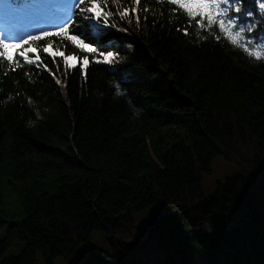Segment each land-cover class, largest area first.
I'll return each instance as SVG.
<instances>
[{
    "label": "trees",
    "instance_id": "trees-1",
    "mask_svg": "<svg viewBox=\"0 0 264 264\" xmlns=\"http://www.w3.org/2000/svg\"><path fill=\"white\" fill-rule=\"evenodd\" d=\"M138 7L139 23L110 18L126 31H85V42L118 53L111 66L66 69L59 52L80 58L70 64L92 54L50 37L35 45L39 68L0 70V264H37V252L43 264L68 259L95 230L110 251L90 250L94 264H264V57L223 38L198 41L194 27L185 35L167 3ZM49 41L55 63L43 51ZM217 155L238 173L205 197L202 175ZM7 189L18 219L4 211ZM155 204L170 212L143 239L115 238Z\"/></svg>",
    "mask_w": 264,
    "mask_h": 264
},
{
    "label": "snow or ice",
    "instance_id": "snow-or-ice-1",
    "mask_svg": "<svg viewBox=\"0 0 264 264\" xmlns=\"http://www.w3.org/2000/svg\"><path fill=\"white\" fill-rule=\"evenodd\" d=\"M111 3L115 4L116 0H111ZM135 3L137 4L136 8H124L122 12L114 13L109 5V0H70L66 8L62 9V22L55 25L53 30L42 29L37 33H27L18 39L9 38L7 33L0 32V70H3L4 75H7L8 71L15 72L25 65H35L39 68L43 61L41 53L35 45L50 37L66 39L77 48L92 54V60L88 55H84L81 63L70 64L69 60L75 62L80 58L75 55L69 57L65 52H59L66 69L79 67L83 73L86 66L93 61L111 66L118 53L104 48L103 41L96 43L95 40L89 39L88 42H85L88 39L85 31L94 23L102 25L96 29L98 35H104V30L108 28L126 31V29L118 28L116 24L110 23V18L118 16L120 20H124L132 14L136 16L137 23H139L140 0H135ZM157 3H167L173 6L170 14L176 15L179 12L185 18L186 25L183 28L185 35H189V29L194 27L198 41H207L209 37H213L219 42L223 38L257 61L264 57V35L258 34L264 32V27H261L264 24V0H157ZM144 11H149V9L144 8ZM77 17L79 19H76ZM180 30L177 29V31ZM26 45L27 47H25ZM52 47L53 45L49 41L43 51L51 55L53 63H55L57 53L49 52V48ZM128 47L131 48L132 45L129 44ZM44 68L50 71L46 64ZM120 72L129 77L133 75L132 71L127 68L120 69ZM27 75L28 73H25V76ZM56 83L60 84L61 81L56 79ZM124 84L126 81L123 80L117 84V94L121 93V87ZM29 102L31 103V100ZM70 264H94V262L88 256V249L82 248Z\"/></svg>",
    "mask_w": 264,
    "mask_h": 264
},
{
    "label": "rangeland",
    "instance_id": "rangeland-1",
    "mask_svg": "<svg viewBox=\"0 0 264 264\" xmlns=\"http://www.w3.org/2000/svg\"><path fill=\"white\" fill-rule=\"evenodd\" d=\"M69 2L70 0H42L32 5H19L16 7L7 0H0V32L10 34L17 29L13 38L18 39L24 36L25 33L21 28L36 20L43 19L41 23L35 26L38 28L52 26L53 22L61 23L63 19L62 9H65ZM48 5L52 6L51 11ZM33 29L34 27H31L28 31ZM237 173L238 169L236 166L226 161L221 155L215 156L210 166V172L202 175L201 187L203 196H212L217 181H223ZM4 211L8 216H13V219H18L21 211V206L12 195L11 189H7L4 196ZM168 212L170 210L167 204L150 205L136 212L133 215V223L125 231H118L115 238H119L125 243H131L136 239L141 240L145 237L146 229L151 220ZM5 228L6 226L0 228V237L3 236ZM82 248H87L88 252L92 249L110 251L105 233L95 230L90 234L88 242L81 243L70 258L57 257L54 260V264H70ZM36 258L37 264H43L41 252L36 253Z\"/></svg>",
    "mask_w": 264,
    "mask_h": 264
},
{
    "label": "bare ground",
    "instance_id": "bare-ground-1",
    "mask_svg": "<svg viewBox=\"0 0 264 264\" xmlns=\"http://www.w3.org/2000/svg\"><path fill=\"white\" fill-rule=\"evenodd\" d=\"M9 3H12V0H7ZM1 28V27H0Z\"/></svg>",
    "mask_w": 264,
    "mask_h": 264
}]
</instances>
